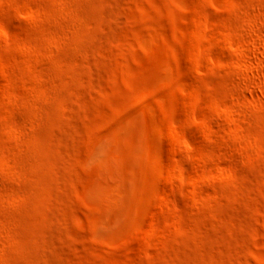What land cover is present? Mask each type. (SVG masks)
I'll list each match as a JSON object with an SVG mask.
<instances>
[{
  "label": "rangeland",
  "instance_id": "rangeland-1",
  "mask_svg": "<svg viewBox=\"0 0 264 264\" xmlns=\"http://www.w3.org/2000/svg\"><path fill=\"white\" fill-rule=\"evenodd\" d=\"M0 264H264V0H0Z\"/></svg>",
  "mask_w": 264,
  "mask_h": 264
}]
</instances>
